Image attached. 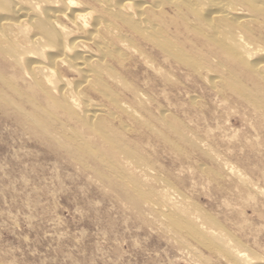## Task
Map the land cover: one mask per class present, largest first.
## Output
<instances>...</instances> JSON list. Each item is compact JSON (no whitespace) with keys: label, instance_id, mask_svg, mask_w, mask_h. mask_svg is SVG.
<instances>
[{"label":"rangeland","instance_id":"374dc122","mask_svg":"<svg viewBox=\"0 0 264 264\" xmlns=\"http://www.w3.org/2000/svg\"><path fill=\"white\" fill-rule=\"evenodd\" d=\"M144 51L152 59L131 53L116 68L126 87L113 96L127 111L94 98L101 130L68 125L106 168L0 112V264H238L195 229L264 264V121L236 102L216 60Z\"/></svg>","mask_w":264,"mask_h":264},{"label":"bare ground","instance_id":"6f19581e","mask_svg":"<svg viewBox=\"0 0 264 264\" xmlns=\"http://www.w3.org/2000/svg\"><path fill=\"white\" fill-rule=\"evenodd\" d=\"M145 46L180 63L216 60L236 102L264 121V0H0V112L76 161L106 168L68 125L101 130L105 110L94 98L127 111L113 96L126 87L116 68L131 53L152 59ZM160 214L178 224L176 212ZM195 232L204 247L247 264L219 237Z\"/></svg>","mask_w":264,"mask_h":264}]
</instances>
